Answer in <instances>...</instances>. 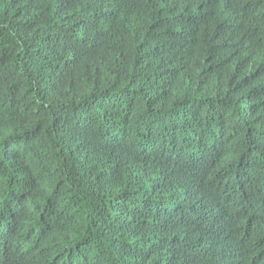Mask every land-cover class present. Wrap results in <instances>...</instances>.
Wrapping results in <instances>:
<instances>
[{
	"label": "trees",
	"instance_id": "1",
	"mask_svg": "<svg viewBox=\"0 0 264 264\" xmlns=\"http://www.w3.org/2000/svg\"><path fill=\"white\" fill-rule=\"evenodd\" d=\"M0 264H264V0H0Z\"/></svg>",
	"mask_w": 264,
	"mask_h": 264
}]
</instances>
